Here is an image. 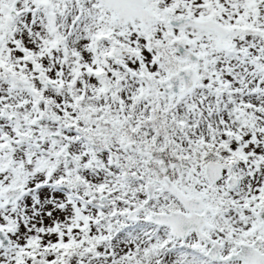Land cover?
<instances>
[{"label": "snow or ice", "instance_id": "1", "mask_svg": "<svg viewBox=\"0 0 264 264\" xmlns=\"http://www.w3.org/2000/svg\"><path fill=\"white\" fill-rule=\"evenodd\" d=\"M0 264H264V0H0Z\"/></svg>", "mask_w": 264, "mask_h": 264}]
</instances>
